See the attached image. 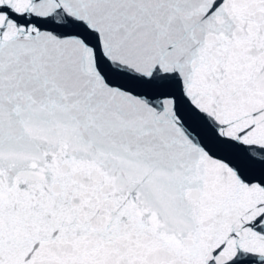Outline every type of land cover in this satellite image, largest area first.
I'll return each instance as SVG.
<instances>
[{"label": "snow or ice", "instance_id": "6c2138e0", "mask_svg": "<svg viewBox=\"0 0 264 264\" xmlns=\"http://www.w3.org/2000/svg\"><path fill=\"white\" fill-rule=\"evenodd\" d=\"M0 264H264V0H0Z\"/></svg>", "mask_w": 264, "mask_h": 264}]
</instances>
